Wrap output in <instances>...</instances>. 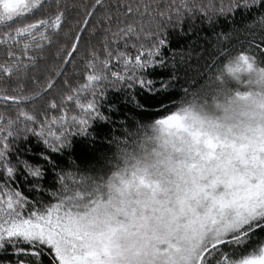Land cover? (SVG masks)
<instances>
[{
  "label": "snow or ice",
  "instance_id": "6c2138e0",
  "mask_svg": "<svg viewBox=\"0 0 264 264\" xmlns=\"http://www.w3.org/2000/svg\"><path fill=\"white\" fill-rule=\"evenodd\" d=\"M241 2L257 0H234L219 11ZM194 7L182 3L176 15ZM171 11L154 0H0V161L9 139L27 132L59 150L100 115L97 97L109 85H143L139 72L154 63L164 43L161 21H171ZM85 33L101 39L82 55ZM53 48L64 66L83 60V81L70 84L64 67L37 78ZM186 118L173 113L158 121L191 137L176 149L184 156L156 161L155 173H117L119 185L109 182L107 199L91 177L71 172L44 210L0 185V264H264V240L253 239L264 233V129L228 139L189 127ZM6 171L12 176L14 168Z\"/></svg>",
  "mask_w": 264,
  "mask_h": 264
},
{
  "label": "trees",
  "instance_id": "16d2710c",
  "mask_svg": "<svg viewBox=\"0 0 264 264\" xmlns=\"http://www.w3.org/2000/svg\"><path fill=\"white\" fill-rule=\"evenodd\" d=\"M115 4L117 0H110ZM234 0H154L162 10L171 7V21H161L163 32L154 63L140 70L137 80L121 82L119 87L109 85L97 97V111L85 133H74L68 144L53 150L43 137L35 132L22 133L9 139L6 160L0 161V185L14 188L32 207L44 210L57 202L62 191L61 177L67 173L91 177L94 180L109 175L118 159V147L127 144L144 125L170 114L178 105L203 90L229 58L239 53L255 56L264 66V0L257 3H239L231 12L220 13L221 5ZM72 4H91L92 0H69ZM194 4L192 11L177 6ZM211 5V7H210ZM204 10H199L200 8ZM82 11L80 13L82 17ZM76 12L70 10L74 34ZM100 34L85 33L81 54L99 46ZM71 37L68 43L70 44ZM123 50V49H122ZM48 52V60L41 63L37 78L43 82L53 69L63 67L55 55ZM67 80L73 86L83 81L84 65L80 57L75 66L65 68ZM59 90H64L63 80ZM151 83H148V82ZM78 110H74L76 114ZM57 113H50L54 115ZM7 167H13L12 176ZM31 170L40 169V175ZM253 239L264 240V233ZM3 259V257H0Z\"/></svg>",
  "mask_w": 264,
  "mask_h": 264
},
{
  "label": "clouds",
  "instance_id": "9594fccd",
  "mask_svg": "<svg viewBox=\"0 0 264 264\" xmlns=\"http://www.w3.org/2000/svg\"><path fill=\"white\" fill-rule=\"evenodd\" d=\"M243 56H247V61ZM173 113L187 117L183 121L187 126L203 128L221 138L253 135L264 129V66L248 53L229 58L203 90L182 101L168 115ZM162 119L144 125L127 144L119 145L118 159L109 175L100 180L92 178L102 186L105 199L109 182L119 185L117 173L126 178L136 169L155 173L156 161L184 156L176 149L186 148L191 137L186 131L158 123Z\"/></svg>",
  "mask_w": 264,
  "mask_h": 264
},
{
  "label": "water",
  "instance_id": "95a60500",
  "mask_svg": "<svg viewBox=\"0 0 264 264\" xmlns=\"http://www.w3.org/2000/svg\"><path fill=\"white\" fill-rule=\"evenodd\" d=\"M64 68H66L67 66H63Z\"/></svg>",
  "mask_w": 264,
  "mask_h": 264
}]
</instances>
